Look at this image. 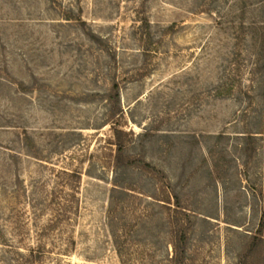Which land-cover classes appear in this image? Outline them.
<instances>
[{
    "label": "rangeland",
    "instance_id": "1",
    "mask_svg": "<svg viewBox=\"0 0 264 264\" xmlns=\"http://www.w3.org/2000/svg\"><path fill=\"white\" fill-rule=\"evenodd\" d=\"M115 126L160 172L115 178ZM121 186L148 208L156 259L171 252L161 188L187 214L189 264H264L243 250L264 236V0H0V264H122L107 220Z\"/></svg>",
    "mask_w": 264,
    "mask_h": 264
},
{
    "label": "trees",
    "instance_id": "2",
    "mask_svg": "<svg viewBox=\"0 0 264 264\" xmlns=\"http://www.w3.org/2000/svg\"><path fill=\"white\" fill-rule=\"evenodd\" d=\"M119 112L122 113L120 109ZM122 134H125L120 128L113 127V139L115 145V154L112 158V166L117 170L115 178L118 177L120 171V165H130L134 161L142 162L143 168L156 170L149 163L144 162L142 158H138L134 156V159H130V157L125 156L126 146L124 141L122 140ZM124 167V166H123ZM156 172H160L156 170ZM60 174H64L68 176V178H76L80 177V172L76 169H64L59 171ZM123 170L121 174H123ZM67 181H72L68 180ZM75 183V182H74ZM121 183L118 180L114 185L120 186ZM77 187V185H73L72 187ZM123 188H113V193L109 196V204L107 207V220L109 225V230L111 234V238L113 241V245L115 247L116 253L119 257V260L122 264H189L188 257V235H187V222L183 219V215L186 217V212L184 207L179 205V198L176 194H172L170 191L161 190V188H157L161 196H156V194L149 195L156 201L162 202V207H166L167 211V223L169 225V233H170V241L169 244L171 246V252L167 257L156 259L154 253L145 252L142 250L145 248L143 241H141L140 234L138 233V227L142 222L149 218L150 214L148 213V208L142 207L141 211L137 214L133 207H128L130 201L128 200L129 196L134 197L133 193L128 192V190H133L134 188H126L125 186H121ZM114 192H117L118 195H114ZM74 191L66 192L61 199L58 200L57 207H55V211L53 213V218L51 219V226L60 222L68 213H70L72 208V198H74ZM144 194L143 192H140ZM147 195V194H145ZM158 195V194H157ZM127 197V198H126ZM162 197V198H161ZM56 198V197H55ZM173 199V207L171 206ZM52 200V199H51ZM167 204V205H166ZM132 209V211H131ZM131 211V215L133 216L134 223L132 225L127 224L126 214ZM134 210V211H133ZM261 229H264V207L261 214ZM134 228L131 230L130 228ZM260 229V231H261ZM131 231L133 235L131 234ZM135 233V234H134ZM249 240L246 241L243 250L247 249L249 253H254L256 251L264 249V236L262 233L254 234L248 237ZM42 245L37 246L36 248L30 247L28 249L30 256H35L36 254L42 253ZM243 255V254H242ZM245 255H243L244 257ZM239 256V264H249L250 261L248 258H243Z\"/></svg>",
    "mask_w": 264,
    "mask_h": 264
}]
</instances>
